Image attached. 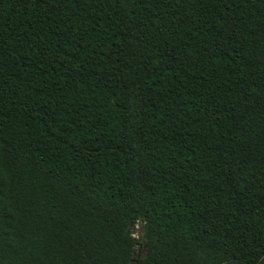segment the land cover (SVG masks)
<instances>
[{"label": "trees", "instance_id": "obj_1", "mask_svg": "<svg viewBox=\"0 0 264 264\" xmlns=\"http://www.w3.org/2000/svg\"><path fill=\"white\" fill-rule=\"evenodd\" d=\"M0 264H264V0H0Z\"/></svg>", "mask_w": 264, "mask_h": 264}, {"label": "rangeland", "instance_id": "obj_2", "mask_svg": "<svg viewBox=\"0 0 264 264\" xmlns=\"http://www.w3.org/2000/svg\"><path fill=\"white\" fill-rule=\"evenodd\" d=\"M135 229L137 230V231L135 232V235H138L141 231H140V229H139V227H138L137 225H136Z\"/></svg>", "mask_w": 264, "mask_h": 264}]
</instances>
